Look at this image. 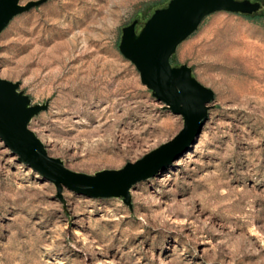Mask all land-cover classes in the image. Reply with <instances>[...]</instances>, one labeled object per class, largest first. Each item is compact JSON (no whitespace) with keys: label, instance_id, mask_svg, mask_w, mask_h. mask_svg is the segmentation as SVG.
<instances>
[{"label":"rangeland","instance_id":"obj_1","mask_svg":"<svg viewBox=\"0 0 264 264\" xmlns=\"http://www.w3.org/2000/svg\"><path fill=\"white\" fill-rule=\"evenodd\" d=\"M167 1L44 0L0 32V77L47 103L28 128L67 169H119L180 130L118 51L121 28ZM250 1V15L206 16L170 57L213 98L193 144L128 205L58 192L0 140V264H264V0Z\"/></svg>","mask_w":264,"mask_h":264},{"label":"water","instance_id":"obj_2","mask_svg":"<svg viewBox=\"0 0 264 264\" xmlns=\"http://www.w3.org/2000/svg\"><path fill=\"white\" fill-rule=\"evenodd\" d=\"M44 0H0V32L16 15L40 5ZM250 0H168L156 8L135 32L136 19L121 28L118 51L138 72L139 81L163 108L180 116L182 126L168 141L161 143L134 162L119 169H103L93 174L67 169L49 156L34 132L28 128L32 117L45 110L47 103L31 104L18 90V82L0 77V140L22 164L54 184L91 198L121 197L129 204V189L136 182L164 170L193 144L207 119V103L213 92L198 82L185 64L170 65L177 46L189 37L201 21L217 11L250 15L259 10Z\"/></svg>","mask_w":264,"mask_h":264}]
</instances>
